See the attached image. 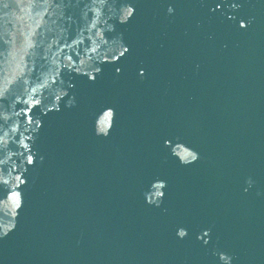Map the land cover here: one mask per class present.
<instances>
[{"label":"water","instance_id":"95a60500","mask_svg":"<svg viewBox=\"0 0 264 264\" xmlns=\"http://www.w3.org/2000/svg\"><path fill=\"white\" fill-rule=\"evenodd\" d=\"M0 264H264V0H0Z\"/></svg>","mask_w":264,"mask_h":264},{"label":"clouds","instance_id":"9594fccd","mask_svg":"<svg viewBox=\"0 0 264 264\" xmlns=\"http://www.w3.org/2000/svg\"><path fill=\"white\" fill-rule=\"evenodd\" d=\"M171 11H172V9L169 8V12H171ZM178 235H179L180 237H183L182 234H180L179 232H178Z\"/></svg>","mask_w":264,"mask_h":264}]
</instances>
